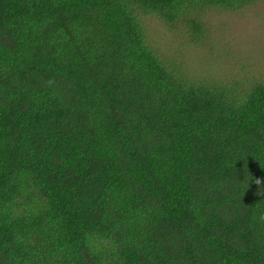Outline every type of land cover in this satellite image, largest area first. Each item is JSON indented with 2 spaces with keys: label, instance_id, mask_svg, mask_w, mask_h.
Listing matches in <instances>:
<instances>
[{
  "label": "trees",
  "instance_id": "16d2710c",
  "mask_svg": "<svg viewBox=\"0 0 264 264\" xmlns=\"http://www.w3.org/2000/svg\"><path fill=\"white\" fill-rule=\"evenodd\" d=\"M259 1L0 0V264H264V82L188 79L140 16Z\"/></svg>",
  "mask_w": 264,
  "mask_h": 264
},
{
  "label": "rangeland",
  "instance_id": "374dc122",
  "mask_svg": "<svg viewBox=\"0 0 264 264\" xmlns=\"http://www.w3.org/2000/svg\"><path fill=\"white\" fill-rule=\"evenodd\" d=\"M140 16L151 49L188 79L241 86L264 82V0L239 11L204 12L198 41L184 27Z\"/></svg>",
  "mask_w": 264,
  "mask_h": 264
}]
</instances>
